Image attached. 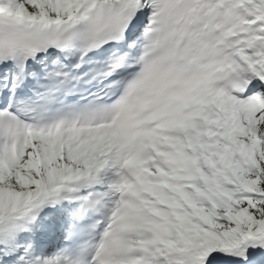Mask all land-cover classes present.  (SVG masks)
<instances>
[{"label": "snow or ice", "instance_id": "1", "mask_svg": "<svg viewBox=\"0 0 264 264\" xmlns=\"http://www.w3.org/2000/svg\"><path fill=\"white\" fill-rule=\"evenodd\" d=\"M0 264H264V0H0Z\"/></svg>", "mask_w": 264, "mask_h": 264}]
</instances>
